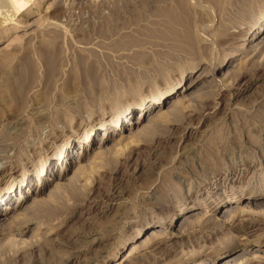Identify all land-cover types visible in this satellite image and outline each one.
Wrapping results in <instances>:
<instances>
[{
  "label": "rangeland",
  "instance_id": "1",
  "mask_svg": "<svg viewBox=\"0 0 264 264\" xmlns=\"http://www.w3.org/2000/svg\"><path fill=\"white\" fill-rule=\"evenodd\" d=\"M180 2L27 0L16 10L8 0H0V141L17 136L11 140L15 141L12 148L0 150V191L24 173L32 169L36 172L49 156L55 160L65 141L75 137L78 139L70 157L76 161L82 155L78 150L84 148L79 142L85 131L114 118L129 97H134L128 91L122 94V90L120 107L107 104L86 109L92 102L90 97L97 96L102 88L136 85V93L148 101L178 83L182 70L187 71L183 83L204 72L215 71L219 76L208 83H197L186 106L168 103L166 115L151 118L148 134L113 146L114 152L101 155L97 163L86 165L80 173L74 174V169L60 173L59 189L55 182L42 187L35 179L33 185L42 190L38 204L27 201L23 214L11 220L15 229L0 234V264H102L101 260L110 258L105 263L115 264L143 242L151 228L161 225L169 209L176 210L179 225L190 213L208 212L220 201L213 220L204 215L189 221L178 241V254L152 251L150 242L144 246L149 248L148 255L140 254L139 249L138 258L135 251L130 252L131 260H137V264H172L183 253L187 257L195 252L199 264H264V54L254 63L244 62L241 53L264 0H183L190 8L186 16L193 19L189 30L198 41L194 43L198 47L195 54L186 49L191 55L181 51L182 46L176 49L173 38L162 34L176 24L165 26V12H161ZM151 30H155L154 35ZM244 64L249 80L238 93L231 79ZM147 67L155 73L148 72ZM86 68L95 69L99 81L95 86L88 84ZM134 77L139 79L135 81ZM11 86L18 93L16 100L10 93ZM149 127L156 129L151 131ZM102 131H97L86 161L107 141L100 138ZM59 171L57 165L47 177L55 179ZM236 195L242 200L234 204ZM17 199L13 198L11 204ZM247 202L260 207L247 211ZM232 205L243 209L238 210L240 215L229 211ZM225 213H229L227 219ZM254 219L261 229L243 232L244 225ZM243 234L251 238H242ZM234 248L237 250L233 254L218 259L221 251ZM209 251L211 254L205 257Z\"/></svg>",
  "mask_w": 264,
  "mask_h": 264
},
{
  "label": "bare ground",
  "instance_id": "2",
  "mask_svg": "<svg viewBox=\"0 0 264 264\" xmlns=\"http://www.w3.org/2000/svg\"><path fill=\"white\" fill-rule=\"evenodd\" d=\"M38 1V0H37ZM252 1V0H251ZM263 1V0H262ZM27 2V0H8V3L13 7L15 8L16 10L20 9L22 6L25 5V3ZM61 2V1H60ZM240 3V2H239ZM6 5V4H4ZM238 6V5H237ZM172 8V7H170ZM169 9V8H167ZM189 9L187 7V5L183 2V0H181L180 4L177 5V6H173L172 9H169L167 12L164 11L161 12L162 14L164 13L165 16H166V21L167 23L165 22V26H168L169 24H171L173 26V24H176L174 25L173 27L170 26V28L172 29H169L168 31L167 30H162V34H164V37H172L173 40H171L172 42L175 41L174 45H175V48L178 47L179 49V46L181 48V51H186L188 52L187 50H190L194 52V50L197 52L195 44L197 42L198 44V41L196 40V37L194 35H192L193 31L189 30V24H192L190 23L192 20H190L191 17L189 16H186L187 14H189ZM192 11V10H191ZM245 11V10H244ZM171 13L168 14V13ZM241 12V11H240ZM250 12V11H249ZM254 12V11H253ZM258 16H256V19H255V22H254V25L252 28L249 29V32L251 31V37L250 38H246L245 41H247L246 44H243L245 45V47H241V53L242 55L245 57L244 59V62L245 60L249 61V62H254L255 59L259 58V56L261 54H264V36H263V33L264 32V5L262 7L259 6V10H258ZM177 14V15H176ZM239 15V14H238ZM257 15V14H256ZM245 16V15H244ZM185 17L189 18L188 22L187 20L185 19ZM174 18V19H173ZM245 18V17H243ZM186 21H185V20ZM234 20V19H233ZM177 21V22H176ZM243 21V20H242ZM176 22V23H175ZM195 23V22H194ZM240 23V22H239ZM242 24V23H241ZM237 25H240V24H237ZM192 27V25L190 26ZM196 27V26H195ZM234 27V26H232ZM243 27V26H242ZM147 30H148V27H146ZM194 28V27H193ZM192 28V30H193ZM239 28V27H238ZM150 29V28H149ZM152 29H155V28H152ZM177 29V30H176ZM195 29V28H194ZM233 30L235 28H232ZM156 30V29H155ZM153 30V32L155 31ZM231 30V28H230ZM238 30V29H237ZM240 30V29H239ZM243 30V29H242ZM191 31V32H190ZM150 32V31H148ZM152 32V30H151ZM153 32L151 33L152 35ZM158 32V31H156ZM236 32V31H234ZM241 32V31H240ZM161 33V32H160ZM160 33H156L157 35H160ZM192 33V34H191ZM229 33V32H228ZM238 33V32H237ZM161 34V35H162ZM232 34V32H231ZM241 34V33H240ZM248 34V33H247ZM246 34V35H247ZM262 34V37H260V35ZM234 35V34H233ZM236 35V34H235ZM239 35V34H238ZM242 37V36H241ZM244 37V35H243ZM232 38V37H231ZM234 38V37H233ZM237 38V37H236ZM170 41V42H171ZM169 42V44H171ZM177 42V43H176ZM203 42V41H202ZM200 42V44L202 43ZM243 42V41H242ZM195 43V44H194ZM168 44V45H169ZM173 44V43H172ZM171 44V45H172ZM199 44V45H200ZM203 45V44H202ZM206 45V44H205ZM240 45V44H239ZM242 45V46H243ZM170 46V45H169ZM168 46V47H169ZM210 46V45H209ZM166 47V46H165ZM185 47V49H184ZM205 47V46H204ZM201 48V47H200ZM199 48V49H200ZM171 49L173 50L174 48L171 47ZM170 49V50H171ZM177 49V48H176ZM184 49V50H183ZM187 49V50H186ZM235 49V48H234ZM233 49V51H234ZM168 50V49H167ZM175 50V49H174ZM207 50V49H206ZM204 50V52L206 51ZM177 51V50H175ZM180 52V50H178ZM177 51V52H178ZM240 51V50H239ZM164 52V51H163ZM169 52V51H168ZM176 52V53H177ZM178 52V53H179ZM188 52V54H189ZM196 52H194L193 54H195ZM237 52V51H236ZM173 53V52H172ZM175 53V54H176ZM192 53V52H191ZM191 53L189 55H191ZM207 53V52H206ZM160 54V53H159ZM165 54V53H164ZM181 54V53H180ZM183 54V53H182ZM187 53H184L185 56ZM203 54V53H202ZM208 54V53H207ZM206 54V55H207ZM9 55V54H8ZM166 55V54H165ZM174 55V54H173ZM187 56V57H190V56ZM200 55V54H198ZM196 55V56H198ZM205 55V54H204ZM163 56V55H162ZM182 56V55H180ZM179 56V57H180ZM210 56V55H209ZM263 56V55H262ZM173 57V56H172ZM171 57V58H172ZM176 57V56H174ZM178 57V56H177ZM183 57V56H182ZM192 57V56H191ZM194 57V55H193ZM199 59L201 56H198ZM261 57V56H260ZM170 58V57H169ZM168 58V59H169ZM170 58V59H171ZM207 58V57H206ZM154 59V58H153ZM167 59V58H166ZM165 60L166 62L168 61ZM173 59V58H172ZM196 59V58H195ZM261 59V58H260ZM259 59V60H260ZM159 60V59H157ZM164 60V59H163ZM163 60L161 61V64L165 65V63H163ZM176 60V58H175ZM197 60V59H196ZM206 60V59H205ZM209 60V58L207 59V61ZM258 60V59H257ZM258 60V61H259ZM154 61V60H153ZM158 61V62H160ZM164 61V62H165ZM173 61V60H171ZM243 61V60H241ZM157 62V66L160 64H158ZM170 62V61H168ZM174 62V61H173ZM177 62V60H176ZM256 62V61H255ZM254 62V63H255ZM154 64V62H152ZM172 63V62H171ZM228 63V62H227ZM243 63V62H242ZM160 64V66H161ZM175 64V63H174ZM177 64V63H176ZM240 64V63H239ZM156 65V62L155 64ZM163 65V66H164ZM237 65V64H236ZM243 65V64H241ZM240 65V66H241ZM152 66V64H151ZM150 66V68H151ZM156 66V67H157ZM168 66V64H167ZM175 66V65H174ZM203 66V65H202ZM207 66V65H206ZM212 66V65H211ZM90 67V66H89ZM88 67V68H89ZM92 67V66H91ZM149 67V65H148ZM148 67L146 70H148ZM205 67V66H204ZM236 68V66L233 65V68ZM244 67H245V64H244ZM241 68V70L236 74V76L234 75L233 78L231 79V81L234 79L233 83L229 80V83L231 82L232 85L234 84L235 86H237V88L239 89V92L238 93H242L243 91V84H246L249 80V74H248V71L245 68ZM262 67V66H261ZM93 68V67H92ZM232 68V69H233ZM234 68V69H235ZM239 67L237 66V69ZM263 68V67H262ZM87 69V68H86ZM217 69V68H216ZM219 70L222 69V65L219 66L218 68ZM231 69V68H230ZM229 69V71H230ZM240 69V68H239ZM249 69V68H248ZM145 70V69H144ZM143 70V72H144ZM145 70V71H146ZM150 70V69H149ZM148 70V72L152 71L153 70L151 69L150 71ZM156 70V69H155ZM206 69L204 68L203 72L205 71ZM175 71V70H174ZM228 71V70H227ZM232 71V70H231ZM230 71V73H231ZM256 71V69H255ZM259 71V70H258ZM152 72L150 73V75L152 74ZM187 72V71H186ZM184 70L180 71V77H179V80H178V83L176 81V86L175 84H171L170 86H168V88L165 89V91H159L157 92L156 95H154V97L152 96L151 99H149L148 101H145V99L142 97V96H139L138 94L139 93H136L138 87H136V85H128L127 88L125 86H118V87H114L112 89H110L109 87H104L102 88V91L98 90L99 93H97L98 95L96 96L95 94V97L92 96L91 94H87L88 96L91 95L92 97V102L89 104V105H86V109L88 110H92V109H97V108H104L107 104L109 106H111V108H114V107H120V98H121V95H120V92L122 90H124V92L122 91L121 93L122 94H126V92H130L134 95L133 96H130L128 99V101L126 102L127 105L122 108L118 113H116V116L114 118H111V119H108V120H104V121H101L95 125H93L92 127H90L87 131H85V134H84V137L81 139V141L79 142L80 144L82 143L84 145V148H82L81 150H78V154H82L81 156L78 155V158L76 161H71V155L74 151V145L76 144V139H78L77 137L73 138V140H67L65 141L64 145L61 147L60 149V152L58 153V156L55 158V160L53 159V155L49 156L45 161H43L41 163V165L39 166L38 170L35 172V169H32L31 171L27 172V173H24L23 174V177L20 179V180H16V181H13L8 187H6L4 190L2 189V191H0V208H2L3 210H0V234H4L8 231H10V229L14 228L13 227V223L11 225V220H14L16 219L19 215L23 214L21 213L23 210L27 209L26 207H28L27 205V201L29 200H32L31 202L35 203L37 201H39V196L41 195L42 193V190H38V185L41 184V186H46L48 187L49 185H51L53 182H55V188L59 189L57 186L60 185V173H65L66 171H69V170H73L74 169V174H76L77 172L80 173V170L82 168H85L86 165H92L94 163H97V160L101 157V155L103 154H106L108 152L112 153L114 152L113 149L115 146H117V144L119 143H122L124 141L128 142L130 140H135L136 138H139V136L142 137V134L146 135L145 132L148 134L149 132L148 131V123L150 122L151 118L155 115H160V117H163L161 116L162 114H165L164 112L167 110L165 108V106L171 102V106H176L177 104V107H178V103L179 104H184L185 106L189 103H187V101L189 102V98L191 97L192 94H194V90L193 88H195V86L197 85V83H199L200 81L201 82H204L206 83L205 81H211V80H216V79H219V76L217 75V73L215 74V71L214 73H208V72H204L202 73V75H198L196 78H192L190 79V81L188 83H183L184 79H185V76L184 74L186 73ZM221 72V71H220ZM264 72V71H263ZM85 75H86V79H88V84L89 85H92V86H95L96 83H98L99 81L97 80L98 76L96 75L97 73L95 72V69H87L85 71ZM129 73V72H128ZM133 73V72H132ZM147 73V72H146ZM155 73V72H153ZM130 74V73H129ZM128 74V75H129ZM167 74V73H166ZM201 74V73H200ZM132 74H130L131 76ZM135 75H137V73H135ZM140 75V74H139ZM137 75V76H139ZM142 75V74H141ZM157 75V74H156ZM263 75V74H262ZM121 76V75H120ZM129 76V77H130ZM161 76V75H160ZM251 76V75H250ZM127 77V78H129ZM235 77V78H234ZM102 78V77H101ZM153 78V76H152ZM163 78V77H162ZM187 78V76H186ZM190 78V77H189ZM229 78V77H228ZM100 79V78H99ZM122 79V78H121ZM133 79L130 78V80ZM139 79V78H138ZM138 79H135L134 77V80H138ZM146 79V78H145ZM22 80V78H21ZM118 80V79H117ZM85 81V80H84ZM119 81V80H118ZM127 81V80H126ZM133 81V80H132ZM225 81V80H224ZM103 82V80H102ZM113 82V81H112ZM228 82V81H227ZM104 85L105 82H103ZM107 83V82H106ZM116 83V82H115ZM120 83V82H119ZM170 82H166V84H169ZM183 83V84H181ZM202 83V84H204ZM228 83V84H229ZM118 84V83H117ZM116 84V85H117ZM201 84V83H200ZM251 84V83H250ZM111 86V83L109 84ZM123 85V84H122ZM199 85V84H198ZM113 86V85H112ZM115 86V84H114ZM98 87V86H97ZM120 88V89H119ZM94 89V88H93ZM179 89H181L182 91L178 93ZM11 92L12 95L15 97L14 99L16 100V98H18V93L16 90V88L14 89L12 86H11ZM92 90V89H91ZM246 90V89H245ZM92 92V91H91ZM93 93V92H92ZM178 93V95L176 96V94ZM193 98V97H192ZM14 100V101H15ZM220 100V99H219ZM221 103V102H220ZM218 102V104H220ZM155 104V105H153ZM170 106V105H169ZM170 106V107H171ZM137 107H138V112H137V116H136V119H134L132 122H131V117L133 116V114L135 113V111L137 110ZM181 107V105L179 106ZM184 107V106H182ZM166 110H165V109ZM72 108H70L71 110ZM176 109V108H175ZM184 109V108H183ZM74 110H76V108H74ZM170 110V109H169ZM166 111V112H169ZM172 110V109H171ZM73 111V110H71ZM77 111V110H76ZM181 111V110H180ZM70 112V111H69ZM82 112V111H81ZM171 112V111H170ZM177 113V112H176ZM75 114V112H74ZM79 115H81L80 113H78ZM67 115V114H66ZM166 115V114H165ZM74 116V115H73ZM44 117V116H43ZM77 117V116H76ZM80 118H82L81 116H79ZM77 119V118H76ZM153 121V119H152ZM151 121V123H152ZM130 123L128 126L127 123ZM155 122V121H154ZM157 125V124H156ZM155 125V127H157ZM29 126V125H28ZM154 126V125H153ZM150 128V127H149ZM152 128L155 130L156 128L154 127H151V131H152ZM18 129V128H17ZM99 129H102L103 131L101 132L100 134V138L102 139H107V141L103 142L101 144V146H99L97 149H96V152H93L92 154V157H91V160L89 159L88 161H86L85 159H87V157H89L91 154L90 152L92 151L93 149V143L95 141V137L97 135V131ZM27 132V131H26ZM154 133V132H153ZM151 132V134H153ZM17 134V133H16ZM11 136V135H10ZM21 137V135H19ZM118 136V137H117ZM13 137V136H11ZM9 137V138H11ZM17 137V136H15ZM14 137V138H15ZM1 138V137H0ZM8 140L6 138H2V140L0 141V150L2 151V149L5 151L6 148H12L13 145H14V142H12L11 140L14 139H9ZM70 139V138H69ZM144 139V137H143ZM138 140V139H137ZM10 141V142H8ZM107 142H113V145L112 146H108L107 145ZM120 145V144H119ZM114 146V147H113ZM123 146V145H122ZM120 147V146H119ZM118 147V148H119ZM5 148V149H4ZM117 148V147H116ZM121 148V147H120ZM112 150V151H110ZM115 150V149H114ZM117 150V149H116ZM0 151V152H1ZM81 151V153H79ZM138 152V151H137ZM141 152V151H140ZM114 154H117V153H114ZM130 154V153H129ZM113 155V154H112ZM128 155V154H127ZM123 156V155H122ZM103 157V156H102ZM105 157H108V156H105ZM104 159V158H103ZM110 159V158H109ZM134 160V159H133ZM99 161V160H98ZM101 161V160H100ZM103 162V161H102ZM58 165V168H59V172L58 174L56 175L55 179H49L47 176L49 175L48 173L51 172L53 173V170L55 169V166ZM88 165V167H89ZM122 165V164H121ZM19 167V166H18ZM93 167V166H92ZM91 168V166H90ZM14 169L12 166H10V170ZM87 169V167H86ZM95 169V168H94ZM92 169V170H94ZM96 170V169H95ZM118 170V169H117ZM28 171V170H27ZM85 171V170H83ZM11 173V172H10ZM73 174V175H74ZM35 179H36V184H38L37 186H34L33 185V182L35 184ZM38 180H41V182H39ZM62 183V182H61ZM63 184V183H62ZM61 184V185H62ZM34 186V187H33ZM54 186V185H53ZM66 186V185H65ZM68 189V188H67ZM77 192V191H76ZM52 193V191L50 192V194ZM56 194V193H55ZM54 194V195H55ZM242 195V194H241ZM236 195L233 197V200H232V203L235 202L236 203H239L241 200H242V196L244 195ZM91 196V195H90ZM15 197H18L17 201L12 203L11 204V201L13 200V198ZM50 197V195H49ZM254 198V197H253ZM89 199V198H88ZM92 199V198H90ZM84 201V200H83ZM18 202V203H17ZM50 202V201H49ZM82 202V201H81ZM48 203V202H47ZM221 203V201L212 206V207H209V210L208 212L211 211L210 214H206L208 212H205V213H199V212H196L195 214H191L190 215H187L185 216V219L184 220H181L182 222L177 225V221L175 220L178 215H177V212L175 209L171 208L169 209V213L168 215H166L165 219L163 220V222L161 223V225L157 226V227H153L149 230V232L147 233L146 235V238H143V242H140L138 243L137 245L133 246L131 248V250H129L128 254L126 255V257H124L123 259H121L119 262L115 263V264H137V260L136 258L134 260L136 261H133L131 260V257L129 255H133L131 254L130 252H133L135 251V255H136V251H138L139 249H141V253L140 254H144L146 253V255H148L147 251L149 248H145L144 246L148 243H152L150 246V248L153 250H155V252H163L164 253H174L176 254L178 252V245L180 244L178 241L179 239H181V236L184 234V229L186 228V226L188 227V223L189 221H192L193 218H197L200 216H204L206 215V218H210L211 220V217H212V220L214 218H216V214H217V211L220 209V206L219 204ZM26 204V205H25ZM35 204H38L35 203ZM87 204V203H85ZM30 205V204H29ZM48 207V205H47ZM188 206L184 207V209H186ZM260 207L258 204L256 203H252V202H247V205L244 209H246L247 211H254V209H258ZM231 208L234 210H230L229 211L231 213L233 212H236L238 210L240 211H243V209L241 207H238V206H231ZM49 209V208H48ZM205 209V207H204ZM167 210V209H166ZM27 211V210H26ZM246 211V212H247ZM98 212V211H97ZM230 213V214H231ZM229 214V213H228ZM227 213L224 214V218L227 219ZM238 214L240 215L241 212L239 213L238 211ZM243 214V213H242ZM25 215V214H24ZM48 215V214H47ZM54 215V214H53ZM174 215V217H173ZM50 216V215H49ZM20 217V216H19ZM214 217V218H213ZM230 217V215H229ZM233 217V216H232ZM219 218V216L217 217ZM241 218L242 215H241ZM220 219V218H219ZM217 219V220H219ZM247 219V217H246ZM47 220V219H46ZM194 220V219H193ZM204 220V218H203ZM206 220V219H205ZM204 220V221H205ZM209 220V219H208ZM233 220V219H232ZM252 220V219H250ZM249 220V221H250ZM255 220V221H254ZM253 221H250V222H247L245 225H244V228H243V232L244 231H251V232H256V231H259L261 228V224L260 222L256 219H254ZM216 221V220H214ZM234 221V220H233ZM16 222V221H15ZM23 222V221H22ZM193 222V221H192ZM206 222V221H205ZM210 222V221H209ZM208 222V223H209ZM223 222V221H222ZM228 222V221H226ZM234 222H237V221H234ZM44 223V222H43ZM204 223V222H203ZM225 223V222H224ZM19 224V223H18ZM187 224V225H186ZM15 225V224H14ZM22 225V224H21ZM58 225V224H57ZM193 225V224H192ZM228 225V224H227ZM230 225V224H229ZM26 228L28 227L27 223L24 225ZM175 226H177V230H175ZM207 226V225H206ZM231 226V225H230ZM230 226H227V227H230ZM237 226V225H235ZM19 227V226H18ZM41 227V226H40ZM61 227V226H60ZM25 228V229H26ZM35 228V227H34ZM56 228V226H55ZM235 228V227H234ZM232 228V229H234ZM15 229V228H14ZM229 229V228H228ZM231 229V228H230ZM239 230V226L237 228ZM54 230V229H53ZM186 230V229H185ZM236 230V229H235ZM187 231V230H186ZM232 231V230H231ZM230 231V232H231ZM240 231V230H239ZM239 231H236V232H239ZM229 232V231H228ZM209 233V232H208ZM26 234V233H25ZM246 234V233H245ZM245 234L243 235H240V236H243L242 238H246V239H250L251 237L249 235H246L244 236ZM249 234V233H248ZM204 235V234H203ZM231 235V234H230ZM237 235V234H236ZM236 237V236H235ZM94 239V238H93ZM99 240V239H98ZM210 240V239H209ZM182 243V242H181ZM87 244V243H86ZM147 246V245H146ZM181 246V245H180ZM215 246V245H214ZM214 246H212L211 248H213ZM183 247V246H182ZM203 247V246H202ZM210 248V247H209ZM237 249L234 248V249H231V250H227V251H221L220 252V255L218 256V259H221L227 255H231L233 254ZM193 251V250H192ZM206 251V250H205ZM187 252V251H186ZM201 252V251H200ZM199 252V253H200ZM152 253V252H151ZM195 252L191 253L190 255H188L187 257H185L186 255L183 253L182 256H180L179 258L177 257L176 261L175 262H172V264H199L201 262H197L198 258L194 255ZM210 251L208 253H206L204 256L207 257L209 255ZM139 254V253H138ZM178 254V253H177ZM201 254V253H200ZM211 254V253H210ZM219 254V253H218ZM128 256L130 257V259H128ZM166 256V255H164ZM169 256V255H168ZM174 256V255H173ZM172 256V257H173ZM184 256V257H183ZM135 257V256H134ZM137 257V255H136ZM138 258V257H137ZM142 258V256H141ZM165 258V257H164ZM167 258V257H166ZM170 258V257H168ZM111 259V258H110ZM110 259H106V260H101L100 262H102V264H106L109 262ZM133 259V258H132ZM172 259V258H171ZM200 259V258H199ZM141 260V259H140ZM145 260V259H144ZM175 260V259H174ZM172 261V260H171ZM170 261V262H171ZM106 262V263H105ZM141 261H139L138 263H140ZM205 262V261H204ZM66 264H69V263H66ZM162 264V263H161Z\"/></svg>",
  "mask_w": 264,
  "mask_h": 264
}]
</instances>
